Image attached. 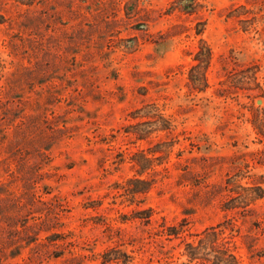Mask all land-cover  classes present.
<instances>
[{
    "label": "rangeland",
    "instance_id": "obj_1",
    "mask_svg": "<svg viewBox=\"0 0 264 264\" xmlns=\"http://www.w3.org/2000/svg\"><path fill=\"white\" fill-rule=\"evenodd\" d=\"M212 246L264 264V0H0V264Z\"/></svg>",
    "mask_w": 264,
    "mask_h": 264
},
{
    "label": "trees",
    "instance_id": "obj_2",
    "mask_svg": "<svg viewBox=\"0 0 264 264\" xmlns=\"http://www.w3.org/2000/svg\"><path fill=\"white\" fill-rule=\"evenodd\" d=\"M211 55V51L210 48H208V46L206 45H202L200 51L197 53V60H198V64H196L193 69H192V74H191V79L193 81V83L195 85L198 86H206V78H205V69L206 66L208 65L209 62V58ZM130 182L132 183H143L144 185L147 186H143L141 188L137 187L134 188V192H143V191H147L150 187V183L147 180L144 179H140V178H133L130 179ZM258 197H262L263 195V190L262 188L258 187L255 189ZM170 233L169 234H174L176 233V227L173 226L170 229ZM217 233L215 231H208L206 232V235L204 237V239H202V242L208 240V238H211L212 236H216ZM212 242V241H210ZM213 247V246H212ZM213 251L215 252L214 254V258L212 259V264H241L237 257L235 256L234 253H232L229 248H221V250H218L217 248L213 247ZM112 260V258H106L105 259V263H108Z\"/></svg>",
    "mask_w": 264,
    "mask_h": 264
}]
</instances>
